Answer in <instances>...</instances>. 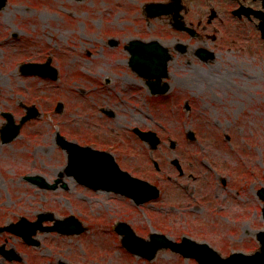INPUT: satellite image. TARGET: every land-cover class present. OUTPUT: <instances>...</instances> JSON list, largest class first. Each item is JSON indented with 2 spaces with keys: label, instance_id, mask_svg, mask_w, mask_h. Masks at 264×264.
<instances>
[{
  "label": "rangeland",
  "instance_id": "rangeland-1",
  "mask_svg": "<svg viewBox=\"0 0 264 264\" xmlns=\"http://www.w3.org/2000/svg\"><path fill=\"white\" fill-rule=\"evenodd\" d=\"M143 2L7 0L0 9V127L5 122L1 112L10 111L18 119L24 111L20 103L33 104L40 111L22 126L15 140L0 142V221L10 223L19 215L34 218L37 213L52 212L53 220L46 225L67 215L86 223V230L78 235L42 232L38 248L19 245L20 238L10 235L7 243L25 254V264H41L49 258L63 264H196L168 249L144 260L128 253L114 232L115 223L125 221L145 239L157 230L175 237L168 228L180 227L184 214L170 211L169 205L190 197L185 186H205L212 212L193 213L201 220L209 215L217 223L210 232L221 235L233 231L231 236H243L247 243L242 246L238 242L233 246L237 250L251 253L258 248L255 233L264 229L262 201L255 193L264 187V41L254 24L249 25L244 38L232 36L234 42L206 39L211 47L218 44L217 56L186 79L197 93L190 111L182 105L136 109L147 122H132L155 130L162 141L155 150L134 142L129 150L123 147L116 160L132 175L161 188L157 200L135 205L127 197L93 190L66 174L67 152L56 142V133L67 138L74 132L86 133V102L92 103L90 96L100 92L102 77H88L86 70L102 75L101 70L125 69L123 45L129 39L174 34L169 15L146 18L140 8ZM185 3L196 9L195 0ZM110 38L119 44L109 46L106 40ZM190 42L201 41L193 38ZM47 57L58 70L57 80L20 73L21 62H43ZM176 60L171 70L181 76V70H174L181 64ZM57 101L64 104L61 113L54 111ZM118 122L126 124L122 118ZM187 129L194 130L196 140L186 138ZM168 138L176 141L174 148ZM79 142L86 143V139ZM173 158L182 165L183 176L170 163ZM189 162L194 165L189 167ZM189 173L197 179H190ZM214 173L230 181L222 187ZM37 174L48 182L60 178L58 188H40L24 178ZM217 205L224 210L217 211ZM229 252L226 247L220 253L226 256Z\"/></svg>",
  "mask_w": 264,
  "mask_h": 264
},
{
  "label": "flooded vegetation",
  "instance_id": "flooded-vegetation-1",
  "mask_svg": "<svg viewBox=\"0 0 264 264\" xmlns=\"http://www.w3.org/2000/svg\"><path fill=\"white\" fill-rule=\"evenodd\" d=\"M167 1L170 0H144L140 8L144 12L148 2ZM195 1L197 2L196 9L191 10L186 5L185 0H179L178 6L181 7L179 8V11L174 13V15L168 16L171 31L173 30L174 34H184V38L180 37L182 38L180 39L174 34L170 35L169 37L165 36L162 38H140L144 41L157 39L166 48H168L171 57L168 61L167 75L166 77L162 78L161 81L154 78L143 77L140 75L138 70L130 67L128 61V51L126 48L127 44L123 45V49L127 52V58L125 61H123L125 62V69L101 70L104 73L102 75H99V73H96L91 69L86 70L88 77L94 75L102 77L99 79L98 83L100 92H98L97 95L90 96V98L93 99L92 103L89 101L86 102V123L88 124L86 133L88 134L74 132L73 137L68 138L65 134H63L66 139L73 141L76 139L78 140V138L79 141L86 139V145H91L93 148L99 150H106L111 153L114 158H118L121 149H123V147H125L124 150L131 149L130 145L134 142L139 141L149 147V145L145 143L136 132H134V128L136 127L142 130L150 129L147 126H140L132 122L137 120L145 121L140 113H135L136 109H142L143 107L149 109L156 106H169L178 108L180 105H182L183 108L189 106V110H191L193 107V100L197 97V93L192 90L191 85L188 84V80L186 79L191 75L192 72L200 71V68L203 67V64H210L214 62L216 58L215 56H217L215 48L218 46V44L211 47V45H208L206 42V39H209L212 43H215L219 40H222L223 42H227L228 40L234 42L236 40L234 37L244 38V33L250 28V24H254L257 27V20L255 18V14H253L252 11L261 10V4L253 0ZM174 17L177 18V23H181L180 27L183 29L174 28ZM13 35L15 36L16 34ZM193 38H200L201 42L191 43L190 40ZM108 40L106 41L108 42L109 46H116L119 44L117 40L114 44H110ZM176 59H179L181 64H176L175 66L178 68L176 69L174 66V70H181V76L176 75L174 71L171 70L170 65L172 62H176ZM164 82L169 83V87L166 92H152L151 85H156L157 87L162 88ZM149 117L151 116L149 115ZM119 118H122L126 124H120L118 122ZM120 126H124L125 128H121ZM92 141H95V144ZM79 144L84 143L79 142ZM173 160L174 159L169 160L171 164ZM188 164L189 167L194 165L192 162H189ZM172 165L174 166V164ZM183 171H179L180 176L184 175ZM214 174L218 179H220V184L222 187H225L230 181L224 176H218L217 173ZM187 175L193 181L197 179V177L192 175V173ZM159 189V194L161 195V188ZM185 190L186 193L189 192L188 194L190 197H181V200H177L174 205H169L170 211L173 212L178 210L180 213L184 214V219L180 224H178L181 225L180 227L168 228L169 230H173L172 234L175 237L170 238V236L163 233V230H159V232L163 233L169 238V240L174 242H181L182 238H188L194 241L206 243L211 249L218 253L223 252L226 247L227 249L229 248V254L234 251H241L235 249L233 246L237 245L238 242L242 243L241 245L243 246L246 242L243 240V236L242 238H235V234L231 236L233 231L221 235L214 234L210 232L209 228H214L217 223L213 219L209 218V215L201 220L196 218L200 215L193 213H204L208 211L212 212L211 208L209 207V205L212 203V199L206 197L207 193L205 192V186H194L191 189L185 186ZM124 197L126 196H123V198ZM157 199L158 197L145 203L151 204ZM224 208V206L217 205L216 210L223 211ZM152 212L155 211L153 210ZM40 213H37L34 218H26L22 215H19L18 218L24 217L28 221H32L37 219ZM51 213L52 212H47L46 214L48 217H53ZM189 213H192V217H188ZM7 224L8 223L4 221H0V264H25V254L17 249L16 245H10L7 243L8 237L12 235V233L6 229H3V227ZM41 233L42 231L38 228L36 232L31 235L32 239L34 240V243H31V245L26 244V242L18 236L21 241L19 245L35 248L40 247L41 240L39 236ZM244 234L246 233L243 232V235ZM206 237H210L212 240H209ZM198 238L202 240H197ZM247 241H249V239H247ZM168 250L179 254L180 256V253L171 249ZM41 264L63 263L60 260L57 261L53 258H49L46 261L41 260Z\"/></svg>",
  "mask_w": 264,
  "mask_h": 264
},
{
  "label": "water",
  "instance_id": "water-1",
  "mask_svg": "<svg viewBox=\"0 0 264 264\" xmlns=\"http://www.w3.org/2000/svg\"><path fill=\"white\" fill-rule=\"evenodd\" d=\"M264 5V0H262ZM5 0H0V8L4 6ZM174 5V4H173ZM150 6V5H149ZM173 10L171 5L153 4L151 6V16L167 14ZM261 19L259 28L264 38V12H256ZM176 27L177 24H176ZM128 51L131 56L128 60L130 65L140 71L144 77H155L161 79L166 76L167 61L170 58L168 51L158 41L142 42L131 40ZM23 74H39L48 76L52 79L57 77L56 70L46 63H23L21 66ZM168 88L154 86L153 92L164 91ZM27 114L24 115L18 124L14 123L13 116L10 113H3L7 118V123L0 129V136L3 142L11 140L17 135L21 124L30 117L38 115L34 107L27 108ZM139 136L150 143L151 147H156L159 138L154 131H142L134 129ZM187 136L194 139V132L189 130ZM60 140V139H59ZM61 144L69 149L68 163L66 173L72 175L78 182L94 189L113 190L123 195L130 196L136 203H141L158 196V189L149 182L131 176L128 172L121 170L114 157L106 151L95 150L88 146L81 147L74 143H65L60 140ZM174 146V141L171 142ZM177 162V161H175ZM177 165V164H176ZM179 167V165H177ZM180 168V167H179ZM26 179L32 183L38 184L44 188H56L58 180L54 183H48L41 176H26ZM258 195L264 200V188L258 190ZM264 217V207L262 209ZM48 216L42 214L35 222H28L24 218L19 223L6 226L5 228L19 234L28 243H34L32 236L38 228L41 230H57L61 233H79L84 227L76 218L70 216L63 220H58L54 225L42 227L40 225ZM117 232L122 234L123 245L133 253L151 259L156 250L161 247H170L172 250L180 251L184 256L195 258L199 264H264V230L257 232L256 237L259 240L260 248L254 254H245L235 252L226 258L220 257L206 243H198L188 238H182L180 243H173L160 234H151L150 240H144L137 236L131 228L124 224L118 223Z\"/></svg>",
  "mask_w": 264,
  "mask_h": 264
}]
</instances>
